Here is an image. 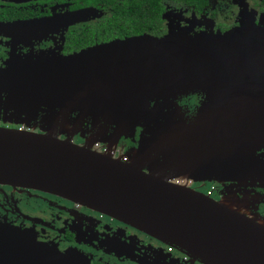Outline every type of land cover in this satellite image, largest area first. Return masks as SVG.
Here are the masks:
<instances>
[{
	"label": "water",
	"instance_id": "95a60500",
	"mask_svg": "<svg viewBox=\"0 0 264 264\" xmlns=\"http://www.w3.org/2000/svg\"><path fill=\"white\" fill-rule=\"evenodd\" d=\"M191 95L200 97L193 116L178 103ZM0 96L6 115L44 122L40 132L0 126V185L106 213L205 264H264V222L226 193L215 200L176 182L264 181V26L253 15L225 32L171 26L161 38H130L43 68L10 63L0 69ZM87 119L92 147L61 137ZM110 128L113 146L141 128L127 161L95 148ZM0 264L90 261L0 222Z\"/></svg>",
	"mask_w": 264,
	"mask_h": 264
},
{
	"label": "flooded vegetation",
	"instance_id": "af4514ba",
	"mask_svg": "<svg viewBox=\"0 0 264 264\" xmlns=\"http://www.w3.org/2000/svg\"><path fill=\"white\" fill-rule=\"evenodd\" d=\"M141 2L144 0H0V69L10 63L23 68L47 67L57 58L130 38H161L171 26L198 33L225 32L237 27L244 13L264 26V0H159L154 11L142 10ZM184 104L193 115L197 103ZM91 124L89 119L74 124L87 144L96 133ZM111 131L110 137L101 135L98 141L107 151L121 153L138 145L140 129L135 139L122 137L116 146L107 140H113ZM215 186V200L232 191H248L259 199L264 195V187L258 184L243 188L235 182H215ZM259 199L250 202L251 207L240 203L246 213L264 222V203ZM0 222L31 233L59 252L82 255L90 264H205L106 213L38 190L0 185Z\"/></svg>",
	"mask_w": 264,
	"mask_h": 264
},
{
	"label": "rangeland",
	"instance_id": "374dc122",
	"mask_svg": "<svg viewBox=\"0 0 264 264\" xmlns=\"http://www.w3.org/2000/svg\"><path fill=\"white\" fill-rule=\"evenodd\" d=\"M191 96H196V95H191ZM191 96H185V97H183L182 98V100H178V103H179V105H182L183 107H184V109L183 110H185V111H187V115H189V116H193V115H190L191 113L189 112V110L185 107L186 106V104H184L183 103V100L184 99H189L190 100V97ZM1 98H2V96H0V100H1ZM197 101L195 102V101H187L186 103H188L189 105H190V103H192V104H195V103H197V106H198V104H199V101H200V97H198L197 96V99H196ZM0 115H2L3 116V118L1 119L0 118V126H4V125H6V127H7V125H12V126H15V128H17L18 126H20V125H23V124H27V125H29V126H31L33 129H34V131H37V132H40L42 129H41V127H39L38 125H39V123H40V126L42 125V124H44V122H42V118H40V120H39V117L38 116H33V117H29V118H26V117H10L9 115H6L5 113H4V110H2V109H0ZM50 125H45V126H42L43 128H45L46 129V132H51L49 129H50V127H49ZM74 129H76V127H75V125L74 124H72V125H69V127H67L66 128V133H68V138L65 136L66 135V133H62V134H60L62 137H64L65 139H73L72 141L74 142V143H77V144H79V145H83V146H85V145H88V146H90V147H92V145H90V144H87L86 142H85V139H84V136H83V134L80 132V130H74ZM140 129V132H139V136H140V133H141V128H138L137 129V132H136V136H137V133H138V130ZM57 129H53V131L55 132ZM89 139V138H88ZM90 140V139H89ZM98 150V149H97ZM130 150V149H129ZM123 153L124 152H126V151H128V150H121ZM120 158V157H119ZM129 160H130V158H129ZM194 183H193V188H196V189H198V190H203V192H206L207 191V189L208 188H210L213 184H215V182H216V180L215 179H203V181L201 180V179H198V178H196L195 179V181H193ZM235 183L237 184V185H239L240 187H243V188H246L247 186H253L254 187V185H256V184H258L259 186H262V187H264V181L263 180H258V181H255V182H253V181H245V180H236L235 181ZM198 184L199 185H202L203 187H198ZM206 186V187H205ZM213 196H216L215 195V192L213 193V195H212V197ZM226 196H227V200H231V199H237L238 201H244L245 202V204L247 205V206H249V207H251L250 205V202L251 203H258L257 202V200L259 199V195H252L250 192H248V191H241L240 193H238V194H236V193H234L233 191L232 192H229V193H227L226 194ZM241 197H243V199L241 200ZM235 201V203L236 204H241L240 202H238V201H236V200H234ZM259 202H261L262 204L264 203V195L263 196H261V198L259 199ZM244 204V205H245ZM245 205V206H246ZM258 213H256V215H257Z\"/></svg>",
	"mask_w": 264,
	"mask_h": 264
},
{
	"label": "built area",
	"instance_id": "2783aa9c",
	"mask_svg": "<svg viewBox=\"0 0 264 264\" xmlns=\"http://www.w3.org/2000/svg\"><path fill=\"white\" fill-rule=\"evenodd\" d=\"M95 148L98 149L99 151L103 152V153H108L112 156H115V157H121L123 161H127L128 160V156L127 155H124L123 156V153H118L117 150H113V151H107V149H104L102 147L99 146V143L96 142L95 143ZM177 183H181V184H188V185H191L194 183L192 180H182V179H178L176 180ZM215 184H213L210 188L207 189V191L205 192L207 195L209 196H212L213 193L215 192Z\"/></svg>",
	"mask_w": 264,
	"mask_h": 264
},
{
	"label": "trees",
	"instance_id": "16d2710c",
	"mask_svg": "<svg viewBox=\"0 0 264 264\" xmlns=\"http://www.w3.org/2000/svg\"><path fill=\"white\" fill-rule=\"evenodd\" d=\"M159 0H144V3H139V5H140V7L142 8V10H152V11H154V9L156 8V7H154V5L157 3V6H159ZM197 99V96H191L190 97V100L189 99H184L183 100V103L184 102H187V101H197L196 100Z\"/></svg>",
	"mask_w": 264,
	"mask_h": 264
},
{
	"label": "crops",
	"instance_id": "0c3cea01",
	"mask_svg": "<svg viewBox=\"0 0 264 264\" xmlns=\"http://www.w3.org/2000/svg\"><path fill=\"white\" fill-rule=\"evenodd\" d=\"M106 135H107V134H106ZM106 135H104V136H106ZM107 136H108V135H107ZM108 137H110V136H108ZM110 139H111V138H110ZM110 139L108 138L107 140H109V141L112 143V145H114V143H113L114 141H113V140H110ZM118 143H119V142H118ZM118 143H117V144H118ZM117 144H115V145H117ZM201 186H202V185H201Z\"/></svg>",
	"mask_w": 264,
	"mask_h": 264
}]
</instances>
